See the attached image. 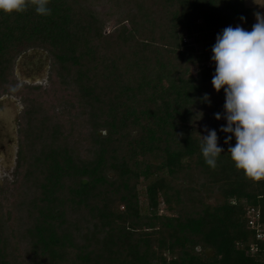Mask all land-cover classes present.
<instances>
[{"label": "trees", "instance_id": "obj_1", "mask_svg": "<svg viewBox=\"0 0 264 264\" xmlns=\"http://www.w3.org/2000/svg\"><path fill=\"white\" fill-rule=\"evenodd\" d=\"M48 7L49 16L0 11V97L25 103L9 202L0 186V264H264V180L231 159L211 60L217 34L251 31L261 4ZM31 50L49 58L55 104L15 77ZM205 126L224 149L215 170L200 150Z\"/></svg>", "mask_w": 264, "mask_h": 264}, {"label": "clouds", "instance_id": "obj_2", "mask_svg": "<svg viewBox=\"0 0 264 264\" xmlns=\"http://www.w3.org/2000/svg\"><path fill=\"white\" fill-rule=\"evenodd\" d=\"M50 0H0V11L5 14L23 13L34 7L38 15H51ZM256 23L248 31L241 25L227 26L216 36L211 60L215 62L212 85L217 92H225L224 112L215 118L225 119L220 131L234 134L235 146L228 152L237 170L253 182L264 180V14L255 13ZM244 21L246 18L241 16ZM211 105V98H203ZM200 150L205 163L215 170L224 149L218 146L216 129L205 126ZM232 135L227 136L229 143Z\"/></svg>", "mask_w": 264, "mask_h": 264}, {"label": "rangeland", "instance_id": "obj_3", "mask_svg": "<svg viewBox=\"0 0 264 264\" xmlns=\"http://www.w3.org/2000/svg\"><path fill=\"white\" fill-rule=\"evenodd\" d=\"M247 4H261L262 14H264V0H247ZM111 23L107 24V31ZM15 77L21 85H40L43 91L42 98L55 104L56 96L50 92L53 76L49 58L44 51L31 50L20 56L15 67ZM24 104L23 98L14 94H5L0 97V186L7 202L11 200L12 183L18 176L17 119Z\"/></svg>", "mask_w": 264, "mask_h": 264}, {"label": "built area", "instance_id": "obj_4", "mask_svg": "<svg viewBox=\"0 0 264 264\" xmlns=\"http://www.w3.org/2000/svg\"><path fill=\"white\" fill-rule=\"evenodd\" d=\"M251 224H253V220H251ZM258 237H259V238H264L263 233L259 234Z\"/></svg>", "mask_w": 264, "mask_h": 264}, {"label": "water", "instance_id": "obj_5", "mask_svg": "<svg viewBox=\"0 0 264 264\" xmlns=\"http://www.w3.org/2000/svg\"><path fill=\"white\" fill-rule=\"evenodd\" d=\"M84 182H86V181L84 180Z\"/></svg>", "mask_w": 264, "mask_h": 264}]
</instances>
